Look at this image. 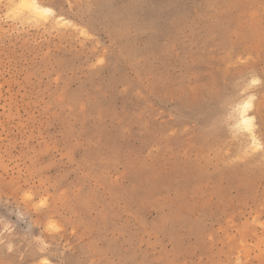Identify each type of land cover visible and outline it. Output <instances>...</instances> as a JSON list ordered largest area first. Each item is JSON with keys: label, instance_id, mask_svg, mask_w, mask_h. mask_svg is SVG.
<instances>
[{"label": "rangeland", "instance_id": "obj_1", "mask_svg": "<svg viewBox=\"0 0 264 264\" xmlns=\"http://www.w3.org/2000/svg\"><path fill=\"white\" fill-rule=\"evenodd\" d=\"M17 1L0 264H264V0Z\"/></svg>", "mask_w": 264, "mask_h": 264}, {"label": "bare ground", "instance_id": "obj_2", "mask_svg": "<svg viewBox=\"0 0 264 264\" xmlns=\"http://www.w3.org/2000/svg\"><path fill=\"white\" fill-rule=\"evenodd\" d=\"M6 1H8V4L10 3V6H11V5L15 4L16 0H6ZM18 2H19V4L16 5L17 7L12 9V10H16L18 16L23 17V15H24L28 19H30L31 21L32 20H38L39 21V19L43 18V16H45V15L48 16L50 14L51 15L53 14L51 9L41 7L36 0H18L17 3ZM15 15H16V13H15ZM61 18L59 16V17H55L53 19H55V21L58 23V22L62 21ZM45 20H47V19H45ZM247 97H249L248 100L244 99V101L242 100L240 102V100H238L239 102L238 101H237L238 103L236 102L237 104L235 105L236 107H235L234 111L237 115V116H235V118L237 117V120L236 119L235 120H236V124L239 126V127L238 126H236V127L240 128L242 130V132L245 131L246 133H248L247 136L249 137V140L251 138L250 142L252 143V145L259 146L258 143L256 142L257 139L254 138L255 136L253 134V132H254L253 127H254L255 121L253 119V116L251 115L252 113L251 114L249 113V109L252 107V98L250 97V95H247ZM244 98H246V97H244Z\"/></svg>", "mask_w": 264, "mask_h": 264}]
</instances>
